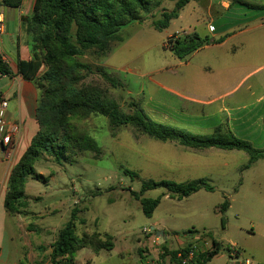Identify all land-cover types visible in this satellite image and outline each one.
<instances>
[{"label":"rangeland","instance_id":"rangeland-1","mask_svg":"<svg viewBox=\"0 0 264 264\" xmlns=\"http://www.w3.org/2000/svg\"><path fill=\"white\" fill-rule=\"evenodd\" d=\"M175 4L158 0L148 13L140 14L141 22L121 29V40L109 51L79 57L93 70L86 83L102 87L125 113L133 112L134 103L156 122L204 136L221 127L248 141L257 152L264 151V20L247 23V17L234 10L221 9L217 16L219 8L209 10L204 0H197L156 30L153 22L164 20L162 13L173 11ZM253 4L261 7L264 2ZM250 13L253 19L264 11L252 8ZM224 28H232L231 34L244 30L232 42L241 46L236 54L228 51L232 44L203 47L186 59L171 51L172 37L196 33L213 39V32ZM99 71L116 78L119 86L103 82ZM77 125L97 143L101 154L80 152L60 164L42 156L36 162L42 178L30 180L26 192L33 219L18 231L21 238L13 257H19V264H52L50 246L71 220L74 208L80 210L75 222L78 236L98 232L110 235L114 246L117 241L111 252L78 251L74 264H161L163 245L180 249L186 243L177 244L176 239L183 241L192 233L231 242L254 264H264V158L250 164V156L240 150L205 152L138 135L132 127L113 131L108 119L98 115ZM124 169L136 178L125 175ZM207 176L214 190L188 198H169L163 187L145 191L141 198H161L150 218L134 196L143 181L188 183ZM36 196L41 200L33 199ZM66 199L64 208L60 204ZM225 200L230 207L222 213ZM146 228L163 229L164 237L146 234ZM38 246L47 250L39 251ZM207 264H234V260L221 251Z\"/></svg>","mask_w":264,"mask_h":264},{"label":"trees","instance_id":"trees-1","mask_svg":"<svg viewBox=\"0 0 264 264\" xmlns=\"http://www.w3.org/2000/svg\"><path fill=\"white\" fill-rule=\"evenodd\" d=\"M23 1L1 0L2 5L8 8H20ZM157 1L36 0L32 15L27 18V30L35 54L32 60L19 63V73L25 80L32 82L39 92L36 110L39 131L12 170L5 198V209L8 213H27L29 201L25 192L26 185L30 179L38 181L42 178L35 169L36 162L42 156H49L60 164L80 152H91L96 156L101 154L97 143L77 125L78 121L92 115L107 118L113 131L120 127H132L138 135H145L160 142H176L183 147L200 151L211 148L240 150L250 156V164L264 158V151L257 152L248 141L237 138L231 131L223 132L221 127L213 134L204 136L156 122L143 108L134 103L131 105L133 112L125 113L102 87L94 82L86 83L93 70L78 58L91 51H109L114 42L121 40V29L133 22H141L140 14L148 13ZM172 1L176 2L175 9L164 11V20L153 22L156 30L165 28L173 19L179 17L184 7L197 0ZM244 4L251 8H263L248 1ZM223 40L224 38L211 41L208 37L203 39L194 33L184 37H172L169 43L171 51L178 59H186L212 42L218 44ZM10 73L9 64L0 56V77ZM99 73L103 82L114 88L119 86L116 78L104 71ZM123 173L132 179L136 178L128 169H124ZM161 187L167 189L169 198L178 196L180 199L188 198L201 190H214L206 179L188 183L143 181L141 191L134 193V196L140 200L142 212L146 217H152L161 198L147 199L141 198V195L147 190ZM229 207L230 202L225 200L220 211L225 213ZM79 212L78 208L72 210L71 220L59 231L57 240L51 245L52 264H74L75 254L86 248L96 253L113 250L114 243L111 242L110 235L98 232L82 236L76 234L75 222ZM225 222L223 217V226ZM38 250L44 252L47 248L41 246ZM163 250L161 264H182L177 255L186 254L189 247L170 250L165 244ZM228 250L229 245L215 241L212 252L199 256L195 264H207L221 251L228 253Z\"/></svg>","mask_w":264,"mask_h":264},{"label":"crops","instance_id":"crops-1","mask_svg":"<svg viewBox=\"0 0 264 264\" xmlns=\"http://www.w3.org/2000/svg\"><path fill=\"white\" fill-rule=\"evenodd\" d=\"M216 1V5L214 4V0H204V3L209 10H212L213 6L219 8L216 11L217 16H221V9L224 11L234 10L235 12H240L245 15L248 19L247 23L264 20V13H261L260 16L253 17V19L249 18L251 16L250 11L252 8L246 6L244 3L248 1L249 3L253 4L254 0H242L241 2L233 1L232 3L229 2V0ZM258 1H262V3L264 2V0ZM35 2L36 0H24L20 8H8L3 6L0 0V15L4 21V31L0 35V47L2 59L9 64L11 69V73L9 75H2L0 77V102L1 100H4L8 103L4 112V119L8 126L5 127L3 136H6L7 134H11L12 136V144L10 147L3 146L1 144L0 137V262L4 264L10 263L12 260L14 264H19V257H13V252L17 247V238H21L18 231L22 223L26 224V221L33 219L30 215L32 213L29 211V208L27 209V213L24 215L8 213L5 209V198L7 195L8 184L12 170L27 151L32 139L39 131V124L36 120L39 92L32 82L25 80L19 73V63L21 61L32 60L35 54L31 46V36L27 30V18L32 15ZM233 7L235 8L233 9ZM237 7H239V9ZM262 7L263 8L260 9L263 12L264 4ZM261 26H264V23ZM231 29L232 28H224L217 34H215V30L213 32V39H211V41L219 40L221 38H224V40L218 44L212 42L210 45L205 47H212L215 45L220 47H228L229 44H232L234 38H236L237 35L244 32V30H241L238 33L231 34L229 32ZM240 47L241 46H239V43L238 45L233 43L228 51H230L232 54H236ZM204 103L205 102H201L200 104ZM208 103L209 102H207V104ZM212 150H219L218 152L229 151L217 148H211L204 151L212 152ZM195 179L196 178L192 180ZM204 179H207L209 182L211 180V178L208 176L204 177ZM30 180L26 185L25 192L28 190ZM33 199L41 200V197L36 196ZM66 203L67 199L61 201L60 206L65 208ZM68 210L69 209H67V212ZM156 224L157 223H155V225ZM61 229H59V231ZM160 231L164 232L163 229ZM34 232L37 231L35 230ZM128 232L129 231H127V233ZM116 242L117 241H115L113 250H116ZM176 242H178L177 244H183L184 242H189V238L184 239L183 241L177 238ZM219 242L223 243L224 245L233 244L231 242ZM39 247L41 246H38V248Z\"/></svg>","mask_w":264,"mask_h":264},{"label":"built area","instance_id":"built-area-1","mask_svg":"<svg viewBox=\"0 0 264 264\" xmlns=\"http://www.w3.org/2000/svg\"><path fill=\"white\" fill-rule=\"evenodd\" d=\"M4 31V21L0 15V35ZM0 56L2 57L1 47H0ZM7 101L1 100L0 102V137L1 144L3 146L10 147L12 144L11 134L3 136L5 127L8 126L7 122L4 119V112L7 108ZM146 234H155L156 231L154 228L144 229ZM160 239V237H157ZM186 246L189 247V251L186 254L178 253L177 259L182 262V264H195L197 258L202 255H208L214 249L215 240L208 238L207 236L198 235L197 233H192L189 236V242H185ZM184 246V247H186ZM181 247V248H184ZM180 248V249H181ZM228 255L231 260H234V264H254L250 258L245 257L244 251L238 246L231 244L229 245ZM237 260V261H236Z\"/></svg>","mask_w":264,"mask_h":264},{"label":"water","instance_id":"water-1","mask_svg":"<svg viewBox=\"0 0 264 264\" xmlns=\"http://www.w3.org/2000/svg\"><path fill=\"white\" fill-rule=\"evenodd\" d=\"M156 236L160 237V238H163L164 237V232L163 231H158V232H156Z\"/></svg>","mask_w":264,"mask_h":264}]
</instances>
